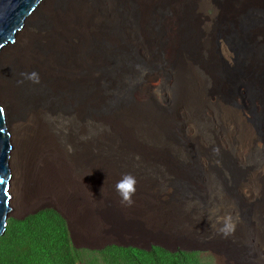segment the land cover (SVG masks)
Returning a JSON list of instances; mask_svg holds the SVG:
<instances>
[{
	"label": "bare ground",
	"instance_id": "6f19581e",
	"mask_svg": "<svg viewBox=\"0 0 264 264\" xmlns=\"http://www.w3.org/2000/svg\"><path fill=\"white\" fill-rule=\"evenodd\" d=\"M186 1L191 3L192 11L198 17L195 34L200 44L209 40L204 29L207 19L203 11L210 7L216 14H222L216 16H224L232 15L235 8L230 10L214 0H166L168 11L160 19L158 51L167 53L163 57L167 64L174 60L171 49L168 50L171 46L168 31L172 30L178 10L188 3ZM156 2L158 0H135L140 16L136 24L129 26L122 20L127 10L125 0H102L104 9L100 18L108 26L99 31L86 30L87 41L84 43L83 28L87 24L83 27V22L99 19L94 8L88 3L53 7L51 0H41L35 12L15 34L18 43L21 42V49L24 45L21 57L12 53L6 58L16 45L4 47L0 55V102L14 143L9 161V193L12 196L10 204L15 211L51 201L73 217L80 215L82 210L78 206L85 203L87 194L90 196L95 191L101 178V168L108 164L105 162L134 161L162 165L164 148L172 153V161L187 156L185 146L177 145L167 137L165 140L170 129L175 133L176 130L185 131L202 148L197 150L199 152H204L205 146L219 144L231 151L234 145L239 162L244 161L243 151L252 147L258 137L246 124L240 107H231L220 95L210 91L211 73L186 56L181 55L173 61V82L177 94L170 115L155 113L152 107L147 111L148 105L144 106L147 94L156 87V81L163 79L160 72L150 73L148 70L138 77L139 87L128 104L105 110L110 97L117 93L116 87L129 73L120 59L126 46L144 61L150 59L144 19H148V10ZM89 12H94L90 18ZM37 19H41L43 28L32 25ZM31 36L38 39V46L27 44ZM204 45L205 42L201 49ZM220 53L232 63L233 53L223 43ZM184 60L187 63L183 64ZM32 71L38 73L39 83H33L22 75ZM24 92L30 96L23 103L21 97ZM135 92L137 98L134 97ZM108 153L113 157L102 156ZM201 160L205 166L209 165L203 155ZM249 161L248 166L256 168L241 184L240 191L248 201L254 202L262 194L257 181L258 175L264 173V159L250 158ZM221 198L218 196L219 200ZM225 210L232 211L233 207L226 198H222L215 213ZM259 216L264 219V211Z\"/></svg>",
	"mask_w": 264,
	"mask_h": 264
},
{
	"label": "water",
	"instance_id": "95a60500",
	"mask_svg": "<svg viewBox=\"0 0 264 264\" xmlns=\"http://www.w3.org/2000/svg\"><path fill=\"white\" fill-rule=\"evenodd\" d=\"M40 1L0 0V55L5 46L14 43L15 34L21 30L26 19L35 12ZM125 1L130 14L129 26H132L136 24L135 20L140 13L135 0ZM221 1L222 5L230 10L235 7L232 15L223 16V26L215 34L216 52L220 56L218 77L220 85H224L226 90L221 97L237 107H240L237 101H242L241 109L249 114V125L257 137L262 139L264 135V0H216L215 2L221 4ZM161 9L157 12L158 18L153 21L156 23L154 25L160 28V19L168 11L166 0ZM160 32L161 30H157L151 33H155L158 37ZM222 43L233 53L232 63L221 55ZM123 51L120 59L129 73L116 87L117 93L110 97L105 110L115 105L128 104L133 92L139 87L138 77L145 70L153 71L152 63L148 64V61H144L130 47L126 46ZM175 135L179 139H177L178 143L186 147L185 131L176 130ZM10 150L6 112L0 102V236L5 230L6 219L11 209ZM186 150L187 156L172 161L171 154L164 158L162 165L149 162L135 165L116 161L117 169L113 167L115 182L122 174L131 173L136 178L135 192L130 204L122 203L114 189L115 182L105 185L96 214V238L84 241L94 243L89 249L117 246L150 251L157 247L172 253L210 250L215 245L212 237L218 231L213 225L216 221L214 211L222 198H226L229 203L234 199L236 205L241 204L244 207L245 211L240 213L249 229L256 222L264 221L248 213L257 204L247 202L240 191L241 184L248 180L251 170L256 166L239 163L232 152L233 149L228 152L225 160L217 157L209 158L203 151H191L188 148ZM202 155L208 160V166L202 162ZM251 158L264 159L255 156ZM218 196L222 198L219 200ZM258 208L263 212L264 203L258 205ZM236 213L238 216V212ZM61 215L65 218L62 213ZM257 223L255 227L259 225ZM68 226L73 246L78 247L69 223ZM242 239L245 244L240 250L242 251L240 260L258 256L249 241V235L248 238Z\"/></svg>",
	"mask_w": 264,
	"mask_h": 264
},
{
	"label": "rangeland",
	"instance_id": "374dc122",
	"mask_svg": "<svg viewBox=\"0 0 264 264\" xmlns=\"http://www.w3.org/2000/svg\"><path fill=\"white\" fill-rule=\"evenodd\" d=\"M51 2V6L53 7H59L62 5L67 6L65 5L67 3L69 6H82L83 3H88L90 7L94 8L95 14L99 19L97 21L91 20L92 25L90 21L83 22L84 24L82 23L83 27L85 26V24H87L83 28L84 43H86L87 41L86 36L90 29H92L93 31H99L108 26V23L104 19L100 18V15H103L104 9L102 7L103 3L100 0H51ZM186 2L188 3L183 4L179 8L176 20L172 26V30L170 29V31H168V37H170L169 44H171L172 46H169L168 50L171 49V54H173L174 60H178V57L183 55L188 59L190 58L189 60L191 61L200 63L213 76L212 82L209 86L210 91L222 96L226 93V90L224 89V85H220L221 82L218 77V72L220 69V64L218 61H220V56L216 52L217 47L215 34L219 29L222 28L224 18L223 16H216L222 14H216L210 7L206 8L203 11V14L207 19V27H205L204 29L207 33V37H209V40L208 42H206V40L204 41L205 45L201 49V46L204 44V42L203 44L201 42V45L198 41L197 34H195V31H197L195 25L198 22V17H196L194 12L192 11L194 7L191 5V3L189 1ZM163 5L164 0H158L156 4H152V7L148 10L147 13L148 19H144V31L147 32H144L148 52L147 54L150 55V61H148L147 63H152L153 65V71H150V73L160 72L163 76V79L161 81H156V87L154 86V88L147 94L148 100L145 102L144 106L148 105L149 108H146L147 111H149L150 107H152V110L154 109L153 111L155 113L162 112L163 114L167 113V115H170V110L174 109L173 103L176 99L177 94L175 92V85L173 82L174 60L171 64H167L164 61L163 57H166L167 53L158 51V37L155 35V33H151L152 31L154 32L157 30H161L160 27H156L154 25L156 23H154L153 21L158 18L159 13L157 12H160L162 10L161 8L163 7ZM93 13L94 12H89V18ZM129 16L130 14L127 8L125 16L122 19L124 20V24L130 25ZM32 25H36L38 28L44 27L41 19H37L32 23ZM92 30L90 31L93 32ZM33 33L34 32H32L31 34ZM202 35L205 36V33L203 34L202 32ZM15 39L16 40L11 46L16 45V49L11 51L8 56L6 54V58H9L12 53H16V57L18 58L21 57V52L24 50V45L21 49V42L20 44L18 43V37L15 36ZM171 39H173V41ZM27 40V44L31 46L39 45L36 44V41L38 39H36L34 36L29 37ZM147 43H149V45ZM184 63H187V60H184L183 64ZM29 96L30 95L28 92L23 93L21 97L23 103L29 98ZM134 97H138V94H136V92L134 93ZM237 102L240 108H242V101L238 100ZM231 107H235V105L233 104ZM194 111L196 112V110ZM244 111H242L241 109V113L246 119V124L252 129L248 122L249 114ZM195 119L199 120V118ZM8 130L10 132L11 155V152H13L14 149V143L12 142L13 140H11L12 132L9 122ZM170 130H167V133L165 134V140L167 137L168 140H170L171 142L174 141L178 145L179 139L176 138L177 135H175V130ZM185 135L186 137L184 139L186 143H189L186 145V147L189 150L196 151L198 149H202L201 147H198L196 143H194V141L188 136V134L185 133ZM255 135L257 136V134ZM258 139L255 143H253L254 145H252V147L244 151L242 150L243 153H245V159L243 162H239L240 158L237 155L238 150L233 145V150H231L232 152H234L233 154L236 156V159L239 163L248 165L247 162L251 157H264V135L262 139H260L259 137ZM180 140L182 141V139ZM205 147L206 149L204 148V153L207 157H217L221 160H225L228 156V152L230 151L229 147L225 148L220 144L219 146L211 145ZM164 150V157H169L172 154L168 151L167 148H164ZM102 156L104 158L108 156L113 157V154H102ZM127 162L132 164L134 163L135 165H140V163H143L134 161ZM105 163L108 164H105L103 168H101V178L98 180L96 188L94 187L95 191L90 193V196L87 194L85 203L82 206H78V209L82 211L80 212V215H77L76 217H73L71 213L67 214L66 212H64L63 209L55 202L43 201L39 205L25 208L22 211H15L13 205L10 204L9 200V205L11 208L10 214L6 219L5 230L0 236V264H264V221L261 223L256 222L259 225L255 227V223L249 229V226L246 225L240 213V211H245L244 207H242L241 204L236 205L237 202L234 199L231 200L229 197L228 198L231 200V203L233 202L231 204V206L233 207L232 211L225 210L222 213H215L214 211V217L216 221L213 222V225L218 231L217 234H214L212 237V242H215V245L214 248L212 247L210 250L180 251L172 253L157 247L152 248L150 251H144L132 247L124 248L117 246H106L101 249H89V247H93L94 243L84 241H91L95 240L96 238V214L99 208L100 195L101 193H103L104 187L107 183H113L116 180V176L113 173V167L116 166V163ZM115 169L117 168L115 167ZM257 182L261 186L260 191H262V194L256 201L253 202L257 205H255V207H252L251 205L252 208L248 213L252 217L253 215H258L259 218L261 208H258V204L264 203V173L258 175ZM97 190L98 192L96 194L95 192ZM11 198L12 196L10 195V199ZM246 201L248 202L247 199ZM236 212H238V216ZM61 213L65 218L62 217ZM68 223L70 224L73 237L76 241L75 244H77L78 247L73 246ZM75 235L81 242L76 239ZM248 235L249 241L253 244L255 250L258 253V256L241 261L240 256L242 254V251L240 250L244 248L245 244L243 243L244 241L242 238H248Z\"/></svg>",
	"mask_w": 264,
	"mask_h": 264
},
{
	"label": "clouds",
	"instance_id": "9594fccd",
	"mask_svg": "<svg viewBox=\"0 0 264 264\" xmlns=\"http://www.w3.org/2000/svg\"><path fill=\"white\" fill-rule=\"evenodd\" d=\"M28 80L33 83H39V75L36 71L24 73ZM136 178L131 173H124L115 182L114 189L119 195L122 203H131V197L135 192Z\"/></svg>",
	"mask_w": 264,
	"mask_h": 264
}]
</instances>
